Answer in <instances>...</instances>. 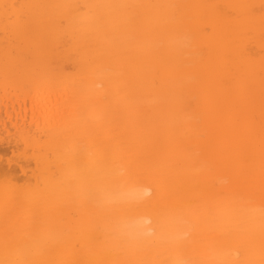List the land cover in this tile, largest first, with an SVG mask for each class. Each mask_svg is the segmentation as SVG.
Here are the masks:
<instances>
[{
    "label": "bare ground",
    "instance_id": "obj_1",
    "mask_svg": "<svg viewBox=\"0 0 264 264\" xmlns=\"http://www.w3.org/2000/svg\"><path fill=\"white\" fill-rule=\"evenodd\" d=\"M1 146L0 264H264V0H0Z\"/></svg>",
    "mask_w": 264,
    "mask_h": 264
},
{
    "label": "rangeland",
    "instance_id": "obj_2",
    "mask_svg": "<svg viewBox=\"0 0 264 264\" xmlns=\"http://www.w3.org/2000/svg\"><path fill=\"white\" fill-rule=\"evenodd\" d=\"M3 117H4V115H3ZM5 149L4 147H0V149ZM2 151V152H1ZM0 151V153H2L3 155H5L6 157H7V159H11L12 161H14L15 163H18L19 161L17 160V159H15V157H14V153L11 151V150H9V151H7V153H5L4 154V150H1ZM20 152V151H19ZM13 154V155H12ZM6 157H5V159L4 160H6ZM1 158V157H0ZM2 162V160L0 159V163ZM4 162V161H3Z\"/></svg>",
    "mask_w": 264,
    "mask_h": 264
}]
</instances>
